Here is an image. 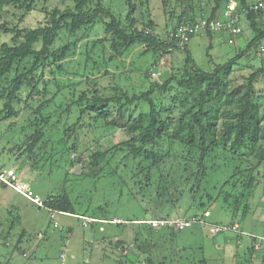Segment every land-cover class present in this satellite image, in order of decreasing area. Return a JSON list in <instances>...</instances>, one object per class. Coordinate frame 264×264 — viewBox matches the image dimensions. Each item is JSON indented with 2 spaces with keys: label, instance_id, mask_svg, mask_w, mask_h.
I'll list each match as a JSON object with an SVG mask.
<instances>
[{
  "label": "trees",
  "instance_id": "trees-1",
  "mask_svg": "<svg viewBox=\"0 0 264 264\" xmlns=\"http://www.w3.org/2000/svg\"><path fill=\"white\" fill-rule=\"evenodd\" d=\"M70 1L73 8H55L45 26L31 29L20 23L35 10L38 0H0V37L13 35V44L4 43L0 48V122L18 118L24 104L34 110L28 119L31 132L23 143L16 145V163L25 166L34 161L33 167L39 170L41 163L68 156L71 168L85 164L79 174L80 182H94L95 187L109 182L115 198L135 202L141 216L120 218L126 221L124 224L113 223L118 217L110 218L108 208L102 205L88 216L92 224L103 220L123 226L132 237L131 244L142 257L129 259V239H122L115 243L122 252L119 264L123 258L125 262L129 259V264H208L207 258L197 255L198 249L162 253L159 248H164L165 239L175 241L183 231L153 229L140 221L147 220L148 215L154 220L203 218L212 206L220 203L233 216L228 228L238 227V231L240 226L235 221L250 215L251 199L264 179V92L257 90L260 79L264 80V56L244 82L242 91H238L230 77L238 60L250 52L257 56L264 51V10L250 9L259 2L237 0L239 11L247 10L244 18L255 36L242 53L207 71L198 66L189 44L181 48L168 37L184 23L214 22L230 0H212L210 11L201 9L200 15L194 12V0H176L183 11L178 15L170 12L177 23L167 37L157 33L153 19L137 17L151 0H121L125 14L106 6L105 0ZM170 1L163 3L170 6ZM13 10L23 14L18 24L7 20ZM102 19H107L105 24L112 34V61L141 43L161 58L185 52V63L175 69L165 59L167 70L161 75L162 81H153V74H149L151 87L132 96L122 88L111 95L96 88L83 89L73 92L67 102L57 104V93H50V82H45L42 93L40 85L48 67L68 59L71 45L54 49L58 37L65 31L74 37ZM219 34L225 33L207 32L205 37L212 42ZM37 91L43 98L34 101ZM236 93L237 100L230 103V97ZM44 94L52 95L51 99L47 101ZM53 104L56 110L50 111ZM134 108L141 110L138 116L134 115ZM64 114L67 118L62 125L60 118ZM118 122L126 136L122 141L110 142L107 148L97 137L94 144L86 141L92 133L117 128ZM39 208L52 213V218L56 213L77 214L67 191L48 196ZM257 241L254 238V246L249 249L248 264L255 263V253L260 254V264H264V249L256 251Z\"/></svg>",
  "mask_w": 264,
  "mask_h": 264
},
{
  "label": "rangeland",
  "instance_id": "rangeland-1",
  "mask_svg": "<svg viewBox=\"0 0 264 264\" xmlns=\"http://www.w3.org/2000/svg\"><path fill=\"white\" fill-rule=\"evenodd\" d=\"M248 1L258 3L264 0ZM105 3L116 11L126 13L121 0H105ZM210 6L212 0H194V12L197 15H200L201 9L210 11ZM73 7L74 3L70 0H38L35 10L26 14L20 24L31 29L45 26L49 21V14L55 8L65 10ZM171 11L178 15L183 8L176 0H171L170 6H165L163 0H151L139 10L137 17L140 20L153 19L157 24V33L167 37L177 23V19L170 15ZM12 12L17 13L15 10ZM13 13L7 20L18 24L23 14L18 12L13 16ZM106 21L107 19H102L74 37L66 31L62 32L54 49L60 50L66 45H71L68 59L45 70L43 83L40 85L41 93L43 85L49 81L50 93H57V104L67 102L73 92L83 89L96 88L102 94L111 95L117 88H122L132 96L149 89L152 80L162 81L161 75L167 70L165 59L172 62L175 69L182 68L185 63V52H173L161 58L141 43L134 44L125 56L112 61L111 56L115 53L111 48L112 34L107 30ZM242 28L241 35L233 37L229 33L219 34L212 42L205 36L192 39L189 49L198 66L212 71L216 65H224L242 53L255 36L245 18ZM12 37V34H3L0 37V48L4 43L13 44ZM250 53L238 60L230 77L234 86L239 88L238 91L243 90L244 82L260 66L264 56V51L259 52L257 56L253 52ZM149 74H153L152 80L147 78ZM257 90L264 92V80L260 79ZM40 92L37 91L34 101L43 98ZM45 96L47 95L44 94ZM51 97L52 95L48 94L46 100ZM237 98V93L233 94L230 103H234ZM54 107L56 106L53 104L50 111L56 110ZM29 108V105L24 104L18 118L0 122L2 164L7 168L17 169L22 181L27 183L34 195L41 200L67 191L75 203L77 214L56 213L52 218V213L40 209L34 202L31 203L10 188L2 187L0 183V264H119L122 252L115 243L122 239H129V259L141 258V252L131 244L132 237L127 235L125 227L103 220L88 223V216H92L101 205L108 208L110 218L116 216L127 219L141 216L140 208L135 202L113 196L109 182L104 181L105 184L97 187L94 182H80L79 174L85 164L78 163L71 168L72 163L68 156L53 163H41L43 166L39 167V170L33 167L34 161L25 166L16 163L19 148L16 145L23 143L25 136L31 132L28 119L34 110ZM132 111L138 116L141 110L134 108ZM66 118V114L60 118L62 125ZM122 126V123L118 122L117 128L106 130L104 133H92L86 141L90 140V143L94 144L93 140L98 138L107 148L111 145L110 142L116 143L126 138ZM56 132L53 131L55 138L58 135ZM19 204L23 206L19 207ZM251 205L250 215L244 220L235 221L240 226L238 231L226 230L215 236L211 233L212 227H229L234 221L231 212L217 203L209 209L212 216L207 219L205 227L195 224L179 233L175 241L167 237L164 241V248L167 250L160 246L159 249L162 253H172L175 249H198L197 255L207 258L208 264H248L249 249L254 246V238L264 237V179L252 197ZM1 236L9 238L4 239ZM63 254L65 259H62ZM255 254L254 264H260V254ZM129 259L125 262L126 258H123L122 264H127Z\"/></svg>",
  "mask_w": 264,
  "mask_h": 264
},
{
  "label": "built area",
  "instance_id": "built-area-1",
  "mask_svg": "<svg viewBox=\"0 0 264 264\" xmlns=\"http://www.w3.org/2000/svg\"><path fill=\"white\" fill-rule=\"evenodd\" d=\"M251 10L259 11L264 10V2H259L254 6L250 7ZM247 10H243L242 13L239 11V5L237 0H230L226 3L221 10L220 17L214 22H208L206 20L199 21L193 24H182L175 32H173L168 39L174 42L178 47H185L189 44L192 39L205 36L207 32L213 33H229L233 36H238L243 33L242 21L244 14ZM0 183L7 186L13 187L18 192L26 194L29 198L33 200L35 205L42 207L43 200L38 196H35L33 191L30 189L29 185L22 181L17 169L7 168L3 166L2 160L0 159ZM211 216V212H206L203 218L190 217V218H171V219H147L140 221V223H146L149 227L153 229H163V228H173L177 231H184L195 224L207 225L206 219ZM93 222V220H88V223ZM115 224H124L125 220L120 218L113 219ZM238 227L230 229L228 227L214 226L211 228V233L215 236L220 232L226 230L237 231ZM257 243L255 245L256 251L264 249V237L257 238ZM62 259H65V255H62Z\"/></svg>",
  "mask_w": 264,
  "mask_h": 264
},
{
  "label": "crops",
  "instance_id": "crops-1",
  "mask_svg": "<svg viewBox=\"0 0 264 264\" xmlns=\"http://www.w3.org/2000/svg\"><path fill=\"white\" fill-rule=\"evenodd\" d=\"M2 185V184H1ZM6 188H10L11 190L15 191L17 194L23 196L24 198H26L28 201H30L31 203H33V200L31 198H29L26 194L20 193L18 192L16 189H14L13 187H6ZM23 204H19V207H22Z\"/></svg>",
  "mask_w": 264,
  "mask_h": 264
},
{
  "label": "water",
  "instance_id": "water-1",
  "mask_svg": "<svg viewBox=\"0 0 264 264\" xmlns=\"http://www.w3.org/2000/svg\"><path fill=\"white\" fill-rule=\"evenodd\" d=\"M151 218H152V216H151V215H148V216H147V219H151Z\"/></svg>",
  "mask_w": 264,
  "mask_h": 264
}]
</instances>
